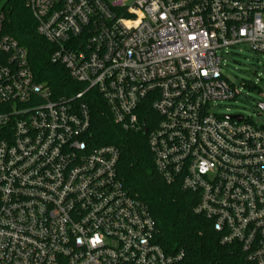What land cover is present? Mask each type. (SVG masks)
Listing matches in <instances>:
<instances>
[{"label": "built area", "instance_id": "1", "mask_svg": "<svg viewBox=\"0 0 264 264\" xmlns=\"http://www.w3.org/2000/svg\"><path fill=\"white\" fill-rule=\"evenodd\" d=\"M26 5L51 62L82 89L53 98L0 13V264H182L118 178V151L90 146L94 94L115 126L146 135L158 176L197 198L220 244L264 264V122L214 112L237 95L223 55L264 60V0Z\"/></svg>", "mask_w": 264, "mask_h": 264}, {"label": "trees", "instance_id": "2", "mask_svg": "<svg viewBox=\"0 0 264 264\" xmlns=\"http://www.w3.org/2000/svg\"><path fill=\"white\" fill-rule=\"evenodd\" d=\"M0 13L2 33L26 50L35 81L47 87L53 98L69 97L82 89L70 81L62 65L51 62L55 47L36 33L26 0H0ZM86 105L90 146H111L118 151L117 176L129 194L148 208L157 226L154 241L164 253L181 252L182 264H244L239 247L221 245L210 223L193 212L197 198L177 185L165 184L158 176L146 135L115 126L97 94L87 99ZM146 115L153 116L149 110Z\"/></svg>", "mask_w": 264, "mask_h": 264}, {"label": "rangeland", "instance_id": "3", "mask_svg": "<svg viewBox=\"0 0 264 264\" xmlns=\"http://www.w3.org/2000/svg\"><path fill=\"white\" fill-rule=\"evenodd\" d=\"M223 60L222 74L234 85L237 95L217 103L214 112L264 122V111L256 110V104L264 102V60L243 47L230 49Z\"/></svg>", "mask_w": 264, "mask_h": 264}, {"label": "water", "instance_id": "4", "mask_svg": "<svg viewBox=\"0 0 264 264\" xmlns=\"http://www.w3.org/2000/svg\"><path fill=\"white\" fill-rule=\"evenodd\" d=\"M240 120V118H238Z\"/></svg>", "mask_w": 264, "mask_h": 264}]
</instances>
